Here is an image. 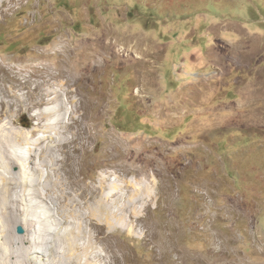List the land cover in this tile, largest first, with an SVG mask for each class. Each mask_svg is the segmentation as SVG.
<instances>
[{
    "label": "rangeland",
    "instance_id": "rangeland-1",
    "mask_svg": "<svg viewBox=\"0 0 264 264\" xmlns=\"http://www.w3.org/2000/svg\"><path fill=\"white\" fill-rule=\"evenodd\" d=\"M0 64L19 95L73 79L94 134L83 184L125 162L154 194L138 232L109 236L112 264H264V0H22Z\"/></svg>",
    "mask_w": 264,
    "mask_h": 264
},
{
    "label": "bare ground",
    "instance_id": "bare-ground-1",
    "mask_svg": "<svg viewBox=\"0 0 264 264\" xmlns=\"http://www.w3.org/2000/svg\"><path fill=\"white\" fill-rule=\"evenodd\" d=\"M21 1L0 0V18ZM106 45L117 53L116 42ZM2 71L0 64V186L7 190L0 204V264H112L116 255L109 253V236L120 228L138 232L141 213L154 194L128 180L127 174L137 171L125 162L102 163L99 180L81 182V160L94 134L91 106L69 96L73 79L56 83L52 78L65 73L41 74L34 98L3 85ZM22 109L33 110L35 125L28 130L14 125V113ZM16 165L20 172L11 170ZM17 221L23 234L15 233Z\"/></svg>",
    "mask_w": 264,
    "mask_h": 264
},
{
    "label": "water",
    "instance_id": "water-1",
    "mask_svg": "<svg viewBox=\"0 0 264 264\" xmlns=\"http://www.w3.org/2000/svg\"><path fill=\"white\" fill-rule=\"evenodd\" d=\"M21 231H23V229L21 228Z\"/></svg>",
    "mask_w": 264,
    "mask_h": 264
}]
</instances>
